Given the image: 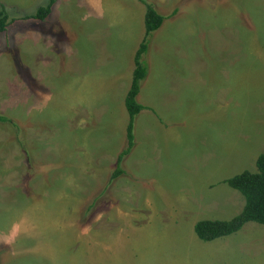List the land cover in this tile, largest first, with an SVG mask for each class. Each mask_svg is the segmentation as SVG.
Here are the masks:
<instances>
[{"label":"rangeland","instance_id":"obj_1","mask_svg":"<svg viewBox=\"0 0 264 264\" xmlns=\"http://www.w3.org/2000/svg\"><path fill=\"white\" fill-rule=\"evenodd\" d=\"M165 17L124 97L139 0H0V264H264V226L199 240L264 153V0H146ZM13 21V23H12Z\"/></svg>","mask_w":264,"mask_h":264},{"label":"trees","instance_id":"obj_2","mask_svg":"<svg viewBox=\"0 0 264 264\" xmlns=\"http://www.w3.org/2000/svg\"><path fill=\"white\" fill-rule=\"evenodd\" d=\"M56 0H47L45 6L37 8L35 13L26 16L25 19L44 20L51 12L52 6ZM145 6L144 14V37L138 45L134 54L131 81L124 97V107L128 114V122L125 129L127 145L121 151L116 160L115 173L112 177L116 178L122 171L119 169L121 158L130 152L133 147V121L135 116L143 109V106L137 103L136 97L139 92L140 82L146 78L147 69L141 60L142 55L147 50L150 37L158 30L165 17L157 12L153 5L146 0H139ZM7 16L0 10V33L8 26ZM13 23V21H12ZM7 118L0 116V121H6ZM256 171H243L223 182L231 189L239 192L245 203L240 212L230 220L201 219L193 227L196 237L204 242L231 235L239 231L244 224L254 222L264 226V153L256 158Z\"/></svg>","mask_w":264,"mask_h":264}]
</instances>
